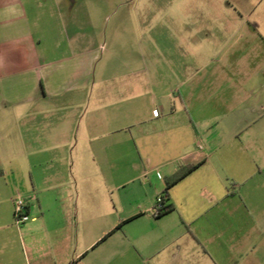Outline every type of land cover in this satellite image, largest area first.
I'll use <instances>...</instances> for the list:
<instances>
[{
	"label": "crops",
	"instance_id": "obj_1",
	"mask_svg": "<svg viewBox=\"0 0 264 264\" xmlns=\"http://www.w3.org/2000/svg\"><path fill=\"white\" fill-rule=\"evenodd\" d=\"M175 1L179 13L215 9ZM79 3L0 0V264H117L119 231L129 264H264V57L250 81L246 53L222 56L252 103L214 105L225 71L210 66L213 39L258 28L177 23L157 71L103 70L77 17L97 10ZM168 186L172 209L155 216Z\"/></svg>",
	"mask_w": 264,
	"mask_h": 264
},
{
	"label": "rangeland",
	"instance_id": "obj_2",
	"mask_svg": "<svg viewBox=\"0 0 264 264\" xmlns=\"http://www.w3.org/2000/svg\"><path fill=\"white\" fill-rule=\"evenodd\" d=\"M47 1L38 0V3L40 6H44ZM218 1H207L213 3L212 6L215 8L210 14H205L200 9L197 13L184 14L175 9V0H80V9L89 10L90 8L97 11L94 22L89 21L91 16L84 11L79 12L77 17L79 26L85 28L88 36L86 37L88 39L92 37L95 45L100 47L99 66L102 67L110 62L105 65L103 70L113 69L118 72L123 71L122 64L125 61H128L129 72L133 70L139 72L145 67L151 71H157L162 55L172 44L174 26L177 23L196 22L210 26L228 23L244 24L247 27L256 26L258 30L254 35L246 28L229 32L230 44L228 43L226 46L216 43V39L212 40L214 43L212 49L214 52L220 51L221 58L214 60L210 66L218 73L219 77H221V71H225V76L218 78L219 84L215 85L211 100L214 105H217L232 101L233 97L236 100L237 98L241 99L243 93L244 97H249L250 94L247 92L249 85L246 86L245 93L243 92L244 87L242 91H238L232 81L227 83V76L233 74V68L222 56H227L228 53L232 54L235 51L236 56L246 53L244 65L241 66L243 72H240L239 76L242 77L244 74L248 79V76L251 75L250 81L255 78L253 76L255 74L252 73H256L257 67L259 69L257 58L264 57V0H227V3L230 4L229 11L225 10L227 6L225 0L223 4ZM203 2L205 0H198L199 7ZM235 74L238 73L235 72ZM249 99L251 103L255 101L253 94H250ZM150 108L151 110L159 109L158 103L152 102ZM107 178L108 182L116 184L125 181L121 175L108 176ZM111 243L118 252L117 264H129V239L119 231L118 234L111 237Z\"/></svg>",
	"mask_w": 264,
	"mask_h": 264
},
{
	"label": "built area",
	"instance_id": "obj_3",
	"mask_svg": "<svg viewBox=\"0 0 264 264\" xmlns=\"http://www.w3.org/2000/svg\"><path fill=\"white\" fill-rule=\"evenodd\" d=\"M155 115H158V110L154 111ZM168 196L165 194L159 195L156 200V205L153 209L155 216H161L167 207ZM28 204L26 199L22 195H17L15 198V221L17 225H23L29 221L30 216L28 214Z\"/></svg>",
	"mask_w": 264,
	"mask_h": 264
},
{
	"label": "trees",
	"instance_id": "obj_4",
	"mask_svg": "<svg viewBox=\"0 0 264 264\" xmlns=\"http://www.w3.org/2000/svg\"><path fill=\"white\" fill-rule=\"evenodd\" d=\"M194 167H195V166H191V167L187 168L186 171H185L183 174H180V176L177 177V179H179V177L183 176V175L186 174L187 172H189V171H191L192 169H194ZM168 189H169V186H168L167 189H166V193H164V194L167 195V196H168V192H167ZM171 209H172V206L167 205V207H166L164 213H165L166 211L171 210Z\"/></svg>",
	"mask_w": 264,
	"mask_h": 264
}]
</instances>
